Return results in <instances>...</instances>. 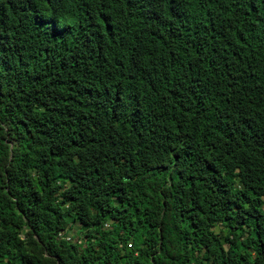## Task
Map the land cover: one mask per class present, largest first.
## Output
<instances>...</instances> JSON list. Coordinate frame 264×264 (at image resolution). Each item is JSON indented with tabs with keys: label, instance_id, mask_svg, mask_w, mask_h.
I'll list each match as a JSON object with an SVG mask.
<instances>
[{
	"label": "trees",
	"instance_id": "1",
	"mask_svg": "<svg viewBox=\"0 0 264 264\" xmlns=\"http://www.w3.org/2000/svg\"><path fill=\"white\" fill-rule=\"evenodd\" d=\"M0 264H264V0H0Z\"/></svg>",
	"mask_w": 264,
	"mask_h": 264
},
{
	"label": "rangeland",
	"instance_id": "2",
	"mask_svg": "<svg viewBox=\"0 0 264 264\" xmlns=\"http://www.w3.org/2000/svg\"><path fill=\"white\" fill-rule=\"evenodd\" d=\"M73 232H74V231H73L72 229H71V230H68V231H67V236H66V237L69 238Z\"/></svg>",
	"mask_w": 264,
	"mask_h": 264
}]
</instances>
